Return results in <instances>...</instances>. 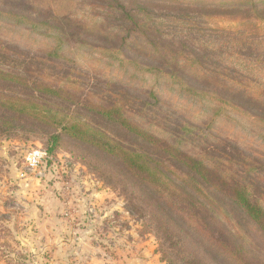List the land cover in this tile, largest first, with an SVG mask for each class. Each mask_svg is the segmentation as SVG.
<instances>
[{"label": "rangeland", "instance_id": "374dc122", "mask_svg": "<svg viewBox=\"0 0 264 264\" xmlns=\"http://www.w3.org/2000/svg\"><path fill=\"white\" fill-rule=\"evenodd\" d=\"M120 7L150 22L146 33L156 42L149 45L150 40L131 38L128 49L133 59L145 57L149 65L171 61L169 50L178 54L184 47L186 56L177 61L186 65L182 74L195 88L207 90L208 80L217 75L184 63L192 57L209 66L225 60L232 66L225 75L255 78L258 84L253 89L264 97V0H0L4 15L0 24L7 29L0 32V39L15 47L19 63H32L31 89L63 86V95L75 94L67 90L72 87L63 77L77 68L82 96L68 104L44 100L95 122L83 102L87 90L97 84L94 65L104 67L98 51L109 47V38L117 33L108 28L113 20V29L118 27ZM62 34L69 49L81 47L71 62L51 68L42 53ZM78 54L87 59L85 67L73 64ZM257 60L260 66L251 68L249 64ZM145 77L146 85L157 80L152 73ZM140 84L136 81L131 91L122 88L140 97ZM0 89L9 87L0 85ZM233 108L227 110L232 123L220 130L223 142L218 152L226 151L232 158L244 151L255 154L256 148L247 145L249 139H240L239 131L244 126L252 136L259 132L254 117L260 108L240 101ZM180 117L174 118L181 122ZM97 124L105 127L100 121ZM48 129L26 123L0 130V264H169L163 258L161 235L146 206L133 196L132 186L125 188L118 165L68 136L54 141L50 135L61 133L60 126ZM37 150L47 153L46 167L30 171L26 158ZM254 241L257 246H252L249 259L258 264L257 260H264V240Z\"/></svg>", "mask_w": 264, "mask_h": 264}, {"label": "trees", "instance_id": "16d2710c", "mask_svg": "<svg viewBox=\"0 0 264 264\" xmlns=\"http://www.w3.org/2000/svg\"><path fill=\"white\" fill-rule=\"evenodd\" d=\"M120 8L118 27L113 29V20L108 28L117 33L109 38V47L98 51L104 67L94 65L99 73L97 84L87 90L83 102L86 113L98 120L95 122L44 100L68 104L82 96L77 68L63 77L72 87L67 90L75 94L63 95V86L31 89L32 63H19L15 47L0 39V85L9 87L8 91L0 89L1 132L26 123L50 130L60 126L61 133L50 135L54 141L68 136L118 165L125 188L132 186L133 196L146 206L161 235L163 258L169 264H254L249 259L254 239L264 240V97L253 89L258 81L225 75V69L232 67L225 60L209 66L192 57L184 64L217 75L208 80L207 90L195 88L182 74L186 65L177 61L186 56L184 47L178 54L169 50L171 61L149 65L145 57L133 59L128 49L131 38L150 40L149 45L156 42L146 33L150 22ZM0 17L4 15L0 13ZM3 26L0 24V32L7 30ZM64 37L62 34L44 47L42 56L51 68H62L80 50L79 45L69 49ZM78 56L73 64L85 67L87 59ZM249 66L260 63L257 60ZM111 73L124 80H116ZM146 73L157 79L154 85H146ZM162 78L167 79L165 84ZM136 81L143 83L140 97L122 88L131 91ZM239 101L260 108L254 117L259 132L252 136L244 126L239 131L240 139H249L247 145L257 152L244 151L232 158L226 151L218 152L223 142L220 130L232 123L227 110ZM179 115L181 122L174 118ZM257 262L264 264V260Z\"/></svg>", "mask_w": 264, "mask_h": 264}, {"label": "built area", "instance_id": "2783aa9c", "mask_svg": "<svg viewBox=\"0 0 264 264\" xmlns=\"http://www.w3.org/2000/svg\"><path fill=\"white\" fill-rule=\"evenodd\" d=\"M47 153L42 152L41 150L34 151L26 158V167L30 171H35L38 168L46 167L47 163ZM23 177L24 173L21 174Z\"/></svg>", "mask_w": 264, "mask_h": 264}]
</instances>
